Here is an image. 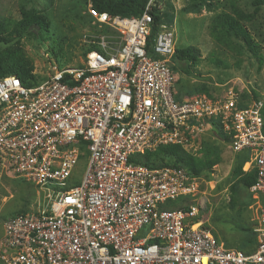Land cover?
<instances>
[{"label":"built area","instance_id":"2783aa9c","mask_svg":"<svg viewBox=\"0 0 264 264\" xmlns=\"http://www.w3.org/2000/svg\"><path fill=\"white\" fill-rule=\"evenodd\" d=\"M155 1L137 17L89 5L108 34L82 65L52 68L29 86L0 79V181L22 179L43 195L37 211L3 224L0 264H264V104L231 92L177 100L172 32L160 23L148 45ZM208 129L255 172L248 253L226 249L196 221L200 176L147 156L171 146L196 159L195 137ZM83 154L79 184L66 187Z\"/></svg>","mask_w":264,"mask_h":264},{"label":"rangeland","instance_id":"374dc122","mask_svg":"<svg viewBox=\"0 0 264 264\" xmlns=\"http://www.w3.org/2000/svg\"><path fill=\"white\" fill-rule=\"evenodd\" d=\"M190 4V0H159L156 9L157 12L172 14V21L164 18L161 23L172 32L174 48L192 47L198 56L197 62L189 67L188 75L179 71L182 63L171 61L176 99L204 95L217 100L227 98V93L231 92L243 104H249L254 102L253 93H256L264 104V8L257 12L253 27L247 26L260 46L259 58L253 59L246 49H239L235 41L227 47L210 36L209 24L218 10L209 11L200 7L193 11ZM241 5L246 12H252L249 1ZM88 8L86 0H0V22L9 30L22 10L41 11L48 17L52 35L49 40L21 41L25 55L33 62V74L45 78L52 68L82 65L83 49L92 46L97 36L108 34L107 29L92 24ZM55 44L60 45L62 51L54 50L53 54L50 50ZM218 61L220 64H216ZM208 140L212 142L208 143ZM195 143L198 148L196 159L210 163L212 172H204L200 176L202 182L192 203L199 209L196 221L205 225L226 249L244 253L253 251L256 247L253 229L257 225V204L233 176L234 168L244 157L233 155L226 142L214 135L211 129L195 137ZM87 159V154L81 156L66 187L79 184ZM42 200L43 195L34 185L18 178L2 177L0 236L2 226L8 219L22 212L37 211Z\"/></svg>","mask_w":264,"mask_h":264},{"label":"trees","instance_id":"16d2710c","mask_svg":"<svg viewBox=\"0 0 264 264\" xmlns=\"http://www.w3.org/2000/svg\"><path fill=\"white\" fill-rule=\"evenodd\" d=\"M92 9L99 13H106L110 16L119 17H137L139 16L148 0H86ZM190 7L193 11L203 7L209 11H216L209 24V34L218 43L230 47V42L238 43L239 49H246V51L253 57L259 58L260 46L254 41L252 34L247 26L253 27L257 12L260 8H264V0H190ZM216 1L214 4L213 2ZM244 1L250 2L252 9L251 13L246 12L242 3ZM159 0L154 2L155 7L152 9V16L154 23L152 25V32L149 37L148 45L155 36L158 25L162 20L167 19L172 21L173 17L170 12H157L156 6ZM170 10L171 7L169 6ZM168 10V11H170ZM50 23L48 17L41 11L22 10L18 20L14 25L6 30L3 23L0 22V79L3 77H15L23 85L29 86L37 84L43 80L39 78L34 72L33 62L25 55L21 41L23 39H38L40 42H46L50 39ZM83 49V48H82ZM95 48L94 45L87 46L82 51V56ZM54 50L62 51L60 45H54L51 52ZM196 50L192 47L185 49H175L173 60L182 63L179 68L183 74L190 73L189 67L194 65L198 56ZM262 61V60H260ZM261 63V62H260ZM220 64V62H216ZM253 100L258 101L259 97L253 93ZM263 122H264V105H263ZM222 134H219L221 137ZM223 137V136H222ZM152 162H158L161 165H172L174 167H182L193 176H202L204 172L212 173L211 166L199 162V160L188 156L185 152L177 147L165 146L161 147L153 153L147 155ZM248 157L238 164L233 170V176L238 181V184L248 190L255 182V172L250 170L243 172L242 167L246 163ZM24 213V212H22ZM254 234V233H253ZM255 235V234H254ZM216 237V236H215ZM217 238V237H216Z\"/></svg>","mask_w":264,"mask_h":264},{"label":"crops","instance_id":"0c3cea01","mask_svg":"<svg viewBox=\"0 0 264 264\" xmlns=\"http://www.w3.org/2000/svg\"><path fill=\"white\" fill-rule=\"evenodd\" d=\"M177 95V94H176ZM182 100V99H181ZM211 138H213V137H211ZM210 142H212V141H210V140H208V143H210ZM216 143V142H215ZM219 143H221V141H219ZM223 144V143H222ZM227 145V144H226ZM230 151H231V149L229 148V146H226ZM231 153L233 154V155H235V156H243V157H245L246 156V154L245 153H238V154H236V153H233L232 151H231ZM1 235H2V233H1ZM1 237V236H0Z\"/></svg>","mask_w":264,"mask_h":264}]
</instances>
